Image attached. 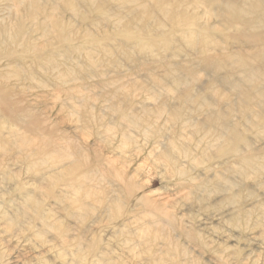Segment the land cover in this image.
Wrapping results in <instances>:
<instances>
[{
  "label": "rangeland",
  "instance_id": "374dc122",
  "mask_svg": "<svg viewBox=\"0 0 264 264\" xmlns=\"http://www.w3.org/2000/svg\"><path fill=\"white\" fill-rule=\"evenodd\" d=\"M159 18L163 19L161 16ZM76 24L82 26L79 20ZM214 25L210 32L215 37L223 32V27L218 21ZM107 29L105 27L99 33L105 37L114 34L121 39V27ZM174 30L176 31L177 28L171 27L168 31ZM154 35L157 39L162 37ZM227 44L232 43L229 41ZM128 45H132V48H126L120 42L108 46L106 50L111 54L110 56L104 57L100 53L95 57V66L91 67V72L94 73L93 78L87 77L89 68L85 66L83 68L86 72L82 74V80L70 83L69 87L77 86L81 90H79L80 93L90 97L87 101L80 100L81 103L79 99L69 98V100L66 93L65 96L64 93H60L57 98L55 94L59 90L53 85L30 90L27 88L29 80L19 83L11 82L17 91L22 92L26 104L39 109L48 120L50 118L48 123L54 121L56 127L68 131L66 133L70 137L75 136L74 138L77 139L73 138V143L78 141L81 145L86 142L95 143L92 149L98 158L102 157V159L93 158L92 154L89 164L81 162V166L80 162L74 161L72 163H76L75 166L67 163L63 167L66 170L62 168L53 172L49 170L48 164L39 162L32 164L28 161L29 158H25L28 155L36 156L35 153L38 155V151H34L37 148L39 150L41 134L39 133V136L36 130L28 129L25 124L19 123L12 126L11 121L0 118L2 131L6 134L10 125L15 130L20 129L18 141L8 142L0 148V264H264V168L260 167L262 162H258L253 168H247L248 171L245 173L246 169L235 163L230 157V150L226 147L222 149L215 146L206 147L199 135L191 133L189 128H184L181 138L182 146L191 152V156H196L190 164L187 161L192 158H185V161L187 160L185 164L192 168L189 172L195 179L181 183L171 174L169 166L167 167L164 161H159L150 154V146H144L142 134L136 130L132 131V142L120 148L119 128L107 124L108 120L115 115L107 109L106 106L109 103L105 104L104 99V95L112 91V86L105 89L97 84L113 79V81L119 80L117 84L123 83L122 86L124 85L126 90L130 88L132 101L138 105L139 102H150L152 96L147 94V90L153 84L151 79H159L163 72L158 54L140 53L133 40L132 44ZM83 54L81 53L80 60L85 65ZM72 56L77 57V54L73 53ZM144 58L148 59L146 67L142 66ZM181 59L170 58V61H181ZM4 62L6 61L2 60L0 66ZM26 63L30 67L31 60L27 59ZM112 64L116 65L112 66ZM196 68L194 71L197 74V83L196 81L193 83V88L197 87L196 89L200 91L202 88L203 92H201L213 100L219 98L220 91H222L221 94L225 93L224 100L231 98V93H227L219 83L216 84L218 86L215 93L208 90V84L213 82L210 71ZM100 71L105 73L104 77L98 76L102 74ZM85 82L88 85H84L87 89L83 91L82 86ZM196 89H193L194 92ZM32 94L39 96L37 102L33 101ZM26 97L30 98L26 99ZM169 97L172 96L169 95ZM91 98L96 99L97 102L91 103ZM64 99L68 101L64 103ZM152 99L153 102L148 104H152L150 108H156L160 104L159 101L164 98L157 102L154 97ZM249 104L252 103L249 102ZM72 107L78 108L75 109L74 114L71 111ZM91 111L102 121V127L98 119L97 122L90 123L82 119L87 112ZM77 115L79 118H76ZM238 116H240L239 113L232 117V120L242 121ZM118 118L119 115L114 116V120ZM158 123L160 124L158 126H161L162 119ZM79 124L81 128L78 129L76 126ZM238 127L242 130V138L245 141H249L252 147L263 150L264 145L261 139H264L263 134L257 133L256 129L255 131L252 128L249 129L247 125ZM156 128L160 129V127ZM179 130L171 128L167 132L173 136L176 132L178 135ZM164 131V134H167L165 129ZM96 132H100L105 140L100 141L101 144L96 143L98 137ZM136 135L139 137L137 138ZM24 136L28 140L27 143L21 141ZM135 138H137L136 141ZM245 141H240L238 144L244 146ZM134 142L137 145H134ZM175 154L179 161H184L180 151ZM107 158H110L112 163ZM224 159H228V162L220 165ZM68 160L70 159L62 160V163ZM108 161L132 174V181L138 188L137 194L150 196L153 200L151 203L165 209L173 216V219L150 213L133 198L129 201L123 192H121L122 195L120 194L118 190L120 185L119 183V186L117 185L116 178L113 176H98V174L90 176L99 181L92 187L96 191L93 196H85V191L82 192V189L67 184L72 177L66 176L70 173L68 169L78 167L76 170L74 168V171L78 173H74L79 175L80 171L88 169L87 165L92 168L98 162L99 165L102 163L106 165L104 162L108 163ZM243 170L244 173L239 174V171L243 172ZM195 182L199 186L194 188L192 183ZM116 193L122 196L119 197L121 205L117 209H112L107 199L108 196ZM228 195H234L235 199L228 200ZM81 203L83 207L79 206ZM127 222L128 224L125 225Z\"/></svg>",
  "mask_w": 264,
  "mask_h": 264
},
{
  "label": "bare ground",
  "instance_id": "6f19581e",
  "mask_svg": "<svg viewBox=\"0 0 264 264\" xmlns=\"http://www.w3.org/2000/svg\"><path fill=\"white\" fill-rule=\"evenodd\" d=\"M77 20L82 26L76 24ZM217 21L223 27V32L214 37L210 31ZM105 27L108 28L107 30L121 27V39L114 34L108 37L101 35L99 31ZM171 27H176L177 30L169 32ZM154 34L162 37L157 39ZM132 40L140 53L146 55L155 52L160 56L162 75L159 79H151L153 84L149 86L147 94L154 97L155 102L164 99L159 101L158 107L150 108L152 104L149 105V101L147 103L138 101L140 103L138 105L134 103L130 88L126 90L124 85L122 86L123 83L118 85L119 80H107L108 82L97 84L105 89L112 86L109 94L104 93V99L108 101H105V104L109 103L107 109L112 111L114 116L119 115V118L114 120V116L109 117L107 124L119 128L120 148L132 142V131L136 130L142 134L144 146H150V154H153L157 160L164 161L167 167L169 166L171 174L184 183L195 179L189 172L192 168L185 163L190 164L196 156H191V152L187 151L181 142L182 130L189 128L191 133L201 137L206 147L215 146L221 149L226 147L230 150V157L241 168L246 169L245 173L248 171L247 168L255 167L258 162H262L260 167L264 168V146L263 150L252 147L249 141L242 138V130L238 127L247 125L249 129L252 128L253 131L256 129L257 133L264 135V0H0V63L2 60L6 61L0 66V118L11 121L12 126L25 124L28 129L36 130L42 137L41 142L39 140L41 144L38 142L39 150L37 147L35 151L33 150L38 151V155L37 153L36 156L28 155L24 157L25 159L29 158L28 161L32 164L37 162L48 164L49 170L53 172L74 161L80 162L81 166V162L89 164L92 154L93 158L98 156L92 149L95 143L90 144L86 140L83 145L79 144V141L73 143V140L77 139L74 138L75 136L70 137L66 133L68 131L56 127L54 121L48 123L50 118L48 120L39 109L26 104L22 92L16 90L12 81L19 83L29 80L27 88L30 90L53 85L59 90L56 94L53 92L57 98L60 93H64V96L66 93L68 99L87 101L89 96L80 93L81 90L77 86V88L69 87L70 83L82 80V74L86 72L83 68L85 66L89 68H86L89 70V73H86L87 77L93 78L91 67L95 66L96 55L102 53L104 57L110 56L106 48L115 45L116 42H120L126 48H132V45H128L132 44ZM229 41L232 44H227ZM73 53H76L77 57H73ZM81 53H84L85 65L80 60ZM170 58L182 59L170 61ZM27 59L31 60L30 67L27 65L30 62L26 63ZM142 60V66L146 67L148 59ZM196 67L199 70L210 71L213 82L208 84V90L215 93L218 86L216 84L219 83L227 93H231V98L224 100L225 93L221 94L222 91L220 93L217 91L219 98L213 100L202 93V88V92L197 90V87L193 88V83L195 81L197 83V74L194 71ZM98 76L104 77L105 73ZM84 85L88 83L83 84V91L87 89ZM193 89H196L195 92ZM31 97L36 102L39 98L38 95ZM66 101L64 99V103ZM92 101L97 102L96 99L91 98L90 102L93 103ZM249 102L252 104L250 105ZM75 109L78 108L72 107L73 114L76 112ZM92 109L94 111V106ZM93 111L87 112L82 119L87 123L97 122L98 116ZM237 113L240 114L238 117L242 119L241 123L232 120ZM160 119L163 124L158 126ZM99 125L103 126L101 120ZM162 126L164 128L161 129ZM77 127L79 129L80 124ZM13 128L10 125L6 134L0 125V148L8 142L15 143L20 139V129ZM171 128L180 129L179 134L177 135L176 132V135L170 136L168 132ZM164 129L166 132L168 130L167 134H164ZM96 135L98 136L96 143L105 141L100 132H96ZM261 139L264 145V139ZM21 141L27 143L28 140L24 136ZM240 141H245V145L240 146L238 144ZM177 151L182 153L184 161L188 157L192 159L186 160L187 162L179 161L175 154ZM35 154L31 153V155ZM67 159L70 160L62 163V160ZM110 161L112 163L111 159ZM227 162L228 159H224L220 165H225ZM98 163L92 168L87 165L88 169L80 171L79 175H75L78 171H74V168L76 170L78 167L68 169L70 173L66 176L72 177L67 184L82 189V192L85 191V196H93L96 191L92 187L99 181L90 176L96 174L113 176L117 185L118 183L120 185L118 187L120 189L116 186L115 188L120 194L123 192L129 201L133 198L150 213L173 219L165 209L152 204L153 200L150 196L137 194L138 188L132 181V174L122 167H116L114 163L110 164L109 161V164L104 162L106 165ZM243 173L244 170L239 171V174ZM90 182L95 184H88ZM192 186L195 188L199 184L195 182ZM118 194L108 196V199L106 196L108 200L106 202L112 209H117L121 205L119 197H122V194L120 196ZM227 199L233 201L235 198L234 195H228ZM82 204L79 206L83 207ZM127 224L128 222L125 225Z\"/></svg>",
  "mask_w": 264,
  "mask_h": 264
}]
</instances>
